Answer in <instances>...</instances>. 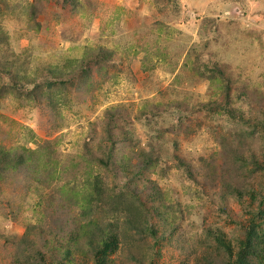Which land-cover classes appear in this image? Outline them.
I'll return each instance as SVG.
<instances>
[{
	"label": "rangeland",
	"instance_id": "obj_1",
	"mask_svg": "<svg viewBox=\"0 0 264 264\" xmlns=\"http://www.w3.org/2000/svg\"><path fill=\"white\" fill-rule=\"evenodd\" d=\"M264 264V0H0V264Z\"/></svg>",
	"mask_w": 264,
	"mask_h": 264
},
{
	"label": "trees",
	"instance_id": "obj_2",
	"mask_svg": "<svg viewBox=\"0 0 264 264\" xmlns=\"http://www.w3.org/2000/svg\"><path fill=\"white\" fill-rule=\"evenodd\" d=\"M109 251H111V249L106 244H101V243H99V245L95 249L96 257L100 258V262L102 264H104V262H107L109 260L108 259Z\"/></svg>",
	"mask_w": 264,
	"mask_h": 264
}]
</instances>
